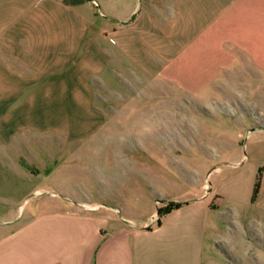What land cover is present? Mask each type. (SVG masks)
<instances>
[{
	"label": "crops",
	"instance_id": "0c3cea01",
	"mask_svg": "<svg viewBox=\"0 0 264 264\" xmlns=\"http://www.w3.org/2000/svg\"><path fill=\"white\" fill-rule=\"evenodd\" d=\"M93 2L0 0V152L4 146L26 148L28 157L3 156L18 164L19 178L36 196L34 204L16 198L1 203L0 264H181V237L176 230L167 233V216L152 227L145 199L128 204L111 188L85 199L79 163L71 165L79 156L70 155L85 143L81 139L112 126L107 115L113 111L97 100L127 98L122 78L137 74L138 86L148 88L159 82L167 60L197 59L203 46L221 52L208 59L211 66L264 65V0H147L144 11L109 17ZM235 33L246 49L240 61L225 45L224 37ZM249 132L264 135V125ZM257 137L228 162L238 172L263 168L255 199L256 180L244 194L247 202L231 181L224 189L214 184L179 208L196 225L225 198L241 203L233 205L240 217H264V141ZM215 170L216 178L231 179L221 176L220 166L208 175ZM107 178L111 184L116 171Z\"/></svg>",
	"mask_w": 264,
	"mask_h": 264
},
{
	"label": "rangeland",
	"instance_id": "374dc122",
	"mask_svg": "<svg viewBox=\"0 0 264 264\" xmlns=\"http://www.w3.org/2000/svg\"><path fill=\"white\" fill-rule=\"evenodd\" d=\"M99 1L108 17L133 15L144 11L148 3L147 0ZM104 15H100L102 20ZM224 38L232 58L242 60L246 51L244 46H239L244 45L243 36L235 33ZM259 45L263 50L264 36ZM220 54L203 46L197 59L184 56L182 60H167L159 82L151 81L148 88L139 87L137 74H133L127 80L122 78L121 88L129 92L127 98L109 100V105L102 104L107 99L97 100L113 111L107 115L112 126L81 139L85 143L76 148L77 154L70 155L79 156L77 163L70 164L79 163L77 170L84 178L79 180V188L83 187L85 199L105 196L110 188L128 204H135L141 197L145 199V212L151 215L152 227L158 226L159 207H165L171 200L187 205L214 184L224 189L227 181H231L247 202L244 194L253 188L259 173H253L250 168L238 172L228 162H232L238 150H250L256 136L264 141L263 134L251 136L249 132L264 125V65L244 66L239 62L231 66L221 62L209 65L208 59H218ZM261 59L264 60V52ZM144 89L147 92L142 95ZM135 91L138 93L133 94ZM28 148L37 155H45L41 147ZM2 149L0 205L13 198L34 204L36 196L29 192L31 184L19 178L18 164L4 157L5 154L27 156L26 148L4 146ZM216 166L224 171H220L221 176L230 175L231 179L216 178L218 169L208 175ZM115 171L117 179L110 184L107 177ZM128 173L133 174L131 178ZM205 182L210 186L203 187ZM130 188H133L131 195ZM238 203L225 198L199 225L179 208L162 217L161 224L167 216V233L176 230L181 237V264H264V217H240L243 214L235 212L233 206Z\"/></svg>",
	"mask_w": 264,
	"mask_h": 264
},
{
	"label": "trees",
	"instance_id": "16d2710c",
	"mask_svg": "<svg viewBox=\"0 0 264 264\" xmlns=\"http://www.w3.org/2000/svg\"><path fill=\"white\" fill-rule=\"evenodd\" d=\"M68 3H76L79 0H66ZM262 177H263V168L260 169L258 177H257V181L255 184V188H254V194H253V199H255V197L257 196L260 187H261V182H262ZM186 203L184 202H176V201H168V204L165 207H159L158 208V219H157V224L161 225V221H162V217L180 207H182L183 205H185ZM151 228V227H150Z\"/></svg>",
	"mask_w": 264,
	"mask_h": 264
},
{
	"label": "built area",
	"instance_id": "2783aa9c",
	"mask_svg": "<svg viewBox=\"0 0 264 264\" xmlns=\"http://www.w3.org/2000/svg\"><path fill=\"white\" fill-rule=\"evenodd\" d=\"M94 2H95L96 5H98V2H97V1L94 0ZM112 41H113V40H112Z\"/></svg>",
	"mask_w": 264,
	"mask_h": 264
}]
</instances>
